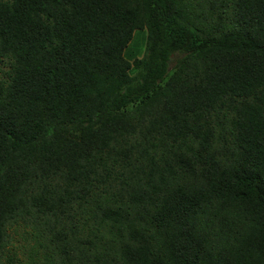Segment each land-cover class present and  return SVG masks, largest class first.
I'll use <instances>...</instances> for the list:
<instances>
[{
	"label": "trees",
	"instance_id": "1",
	"mask_svg": "<svg viewBox=\"0 0 264 264\" xmlns=\"http://www.w3.org/2000/svg\"><path fill=\"white\" fill-rule=\"evenodd\" d=\"M0 264H264V0H0Z\"/></svg>",
	"mask_w": 264,
	"mask_h": 264
},
{
	"label": "rangeland",
	"instance_id": "2",
	"mask_svg": "<svg viewBox=\"0 0 264 264\" xmlns=\"http://www.w3.org/2000/svg\"><path fill=\"white\" fill-rule=\"evenodd\" d=\"M138 42H139L138 38H135L129 48L132 49L135 46V44L137 45ZM141 47L142 46H140L138 48H141ZM19 254L20 255H24L25 254L24 251H23V249H21V248L19 249Z\"/></svg>",
	"mask_w": 264,
	"mask_h": 264
},
{
	"label": "clouds",
	"instance_id": "3",
	"mask_svg": "<svg viewBox=\"0 0 264 264\" xmlns=\"http://www.w3.org/2000/svg\"><path fill=\"white\" fill-rule=\"evenodd\" d=\"M135 38H138V31L135 33V36H134L133 40H134ZM133 40H132V42H133ZM132 42L130 43V45L132 44ZM135 45H136V44H135ZM136 46H137V45H136Z\"/></svg>",
	"mask_w": 264,
	"mask_h": 264
}]
</instances>
